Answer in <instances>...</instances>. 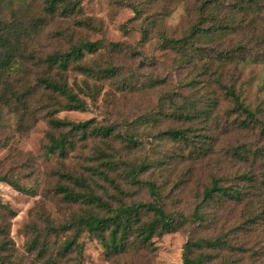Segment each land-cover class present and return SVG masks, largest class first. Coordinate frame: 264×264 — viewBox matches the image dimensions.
I'll return each instance as SVG.
<instances>
[{
	"label": "rangeland",
	"instance_id": "374dc122",
	"mask_svg": "<svg viewBox=\"0 0 264 264\" xmlns=\"http://www.w3.org/2000/svg\"><path fill=\"white\" fill-rule=\"evenodd\" d=\"M193 2L82 0L72 15H49L44 0H0V21L17 28L20 53L32 57L22 58L21 69L11 77L20 94H31L24 100L26 107L0 105V176L21 187L18 191L0 182V203L15 213L9 227L11 264H43L28 251L34 224L42 229L48 220L58 228L86 212L85 206L65 203L56 194L57 186L69 184L66 175L84 179L113 206L119 201L158 203L167 213L188 219L181 230L153 237L148 249L134 244L121 255L108 254L98 240L82 233L77 239L83 246L81 264H182V246L188 239L220 237L226 245L209 251L208 264H264V138L257 129L233 126L232 103L214 82L221 75V85L235 84L244 105L260 109L264 121V12L260 17L252 11L239 13L238 19L254 23L220 39L201 41L195 56L183 58L166 41L189 34L195 23V14L188 10ZM79 42L95 44L97 50L84 51L76 65L108 68L110 73L97 80L73 70V63L65 71L52 68L54 79L61 75L86 106L85 111H61L53 118L88 122L85 130L55 131L45 107L51 96H58L38 89V79L50 69L47 56ZM214 50L251 56L244 64L219 66ZM58 100L65 103L66 98ZM184 100L200 109L207 108V100L214 103L207 115L180 121L176 117ZM101 127L111 129L105 138L95 134ZM171 130L186 132L187 141L170 138ZM48 135L73 143L64 158L46 155ZM244 150L250 153L248 160L241 157ZM139 168L135 183L126 178ZM213 180L238 191L240 200L216 195L202 204L204 189ZM148 184L156 187L157 196H151ZM195 211L204 222L191 224ZM73 234L50 238V253L56 254ZM77 257L71 252L56 264H75Z\"/></svg>",
	"mask_w": 264,
	"mask_h": 264
},
{
	"label": "trees",
	"instance_id": "16d2710c",
	"mask_svg": "<svg viewBox=\"0 0 264 264\" xmlns=\"http://www.w3.org/2000/svg\"><path fill=\"white\" fill-rule=\"evenodd\" d=\"M188 10L195 14V23L191 26L188 35L181 39L167 40V46L174 49L177 53L183 56H195L200 49H197V44L201 41L205 43L214 39H220L224 34L234 33L235 31L249 26L252 22H246L242 18L238 19V14L243 15L252 11L257 17L264 12V3L260 0H193ZM82 0H44V11L49 15L62 13L72 15L76 12ZM135 10V9H134ZM135 13L138 15L139 11ZM235 27V28H234ZM14 25L5 21H0V105L4 107H14L22 105L26 107L25 101L28 100L31 94L29 91L20 94L16 83L11 81L14 72L21 69L23 60L31 58L23 57L19 44V33ZM146 33V32H145ZM97 50L95 44L88 42H79L72 45L70 49L63 53L49 55L45 63L49 66V71L45 77L38 79V89L50 91L57 94L59 97L66 98L65 103L60 102L58 97H50V104L45 108L48 109L46 115L48 123L55 131H63L69 128V131L76 132L85 130L88 127V122L70 123L60 119H54L53 115L67 110L85 111V103L73 95L59 74L54 79L51 70L56 67L58 70L65 71L69 64H75L73 70H77L81 74L90 73L94 79L101 80L100 76L110 73V69L97 67L95 70H88L82 65H76L84 56V51L93 53ZM187 52L193 53L187 55ZM215 60L221 64L238 65L244 64L251 56L249 52L240 57H235V51H218ZM21 59V60H20ZM208 70V67H204ZM109 78V77H108ZM221 75H218L214 82L219 84L220 89L224 91L225 97L232 103L231 115H235L234 127L249 131L258 130L259 135L264 138V121L261 119V110L252 111L242 101L241 93L237 90L236 85L229 86L220 84ZM31 93V92H30ZM49 101V100H48ZM207 108H197V103L183 101L179 108L180 113L178 119L180 121H191L199 116L207 115L208 107L214 103V100H207ZM18 107H16L17 110ZM19 109V108H18ZM15 110V112H16ZM111 129L101 127L95 129V134L103 138L110 134ZM186 132L182 130H171L167 135L173 139H181L187 141ZM49 145L46 147V155L57 153L58 156L64 158L69 149H72L73 143L67 140L64 136L55 138L48 135ZM133 142V139H130ZM241 152V151H240ZM250 153L246 150L241 152L242 159L248 160ZM261 157L264 156V149L260 151ZM111 166V163H107ZM140 171L134 169L126 173V178L131 182L137 181L136 174ZM69 182L67 185H59L56 187V194L61 196L65 203L79 204L86 207V212L72 220L60 225L56 228L53 222L46 221V226L40 229L36 224L31 227L32 236L28 242V251L35 252L38 260L43 264H56V261L63 259L71 252H76L77 259L75 264H81V255L83 246L77 243L78 237L82 233L95 238L99 241L102 247L110 255H121L127 253L134 244H141L145 249L151 246L150 240L153 237H161L165 234H171L181 230L188 219L179 214V218L174 214L167 213L162 205L158 203H126L119 201L116 206L111 205L108 201H104L98 197L92 189H89L84 179L80 177L65 176ZM0 182H6L11 186L21 191V187L15 182L12 183L4 176H0ZM156 187L153 184H148V189L151 196H157ZM216 195H223L230 199L240 200L238 191L223 187L219 180H213L210 187H206L203 192L201 203L215 199ZM15 217V213L6 205L0 203V264H11L14 257V249L12 240L9 236V227L11 220ZM204 216L199 211H195L190 218L191 224L204 222ZM29 230V229H28ZM70 231H74L73 236L61 243L56 254L50 253L51 243L50 238H57ZM131 239H133L131 241ZM226 245L224 238L215 239H188L182 246V264H208L211 260L209 251L221 249Z\"/></svg>",
	"mask_w": 264,
	"mask_h": 264
}]
</instances>
